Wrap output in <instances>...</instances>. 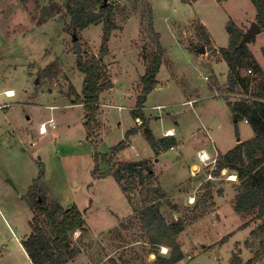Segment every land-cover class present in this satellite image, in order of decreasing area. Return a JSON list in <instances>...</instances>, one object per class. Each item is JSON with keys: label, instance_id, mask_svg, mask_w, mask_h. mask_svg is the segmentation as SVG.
<instances>
[{"label": "rangeland", "instance_id": "1", "mask_svg": "<svg viewBox=\"0 0 264 264\" xmlns=\"http://www.w3.org/2000/svg\"><path fill=\"white\" fill-rule=\"evenodd\" d=\"M94 1L0 0V103L11 104L10 111L0 109V264H32L21 250L25 234L31 233L32 218L23 197L37 177L40 163L47 184L48 179L62 180L63 166L68 170L71 181L66 189L75 196L78 206L83 205L81 208L88 206V192L94 196L95 202L84 215L87 234L71 233L72 247L82 255L76 258V264H100L110 253L108 261L154 264L156 254L161 252L159 247L144 243L140 186L122 192L121 187H130L127 181L120 185L113 176L106 175L109 177L94 183L91 176L96 154L98 174L110 170L112 164L101 156L125 139L131 129L136 132L116 160L147 165L155 185L159 179L161 187L169 191L168 196L164 193L178 209L174 211L161 201L159 211L168 223L185 221L178 236L185 257L178 264H230L236 258L240 264H248L249 260H253L251 264H264V248L251 235L261 221L253 220L248 222V229L241 228L247 218L233 211L240 182L229 176L235 172L223 169L224 173L215 177L211 172L214 166L203 165L197 157L202 149L211 156H222L234 148L237 138L240 143L253 136L245 120L235 123L228 107V103L246 99V93L240 88L226 91V63L210 66L216 61L211 43L205 47L206 54H198L204 40L198 17L209 24L216 44L221 46L228 35L225 25L229 16L233 21L243 20L255 11L250 0H231L226 6L214 0H199L192 7L181 0H106V6L114 9V29L103 57L112 88L99 96L100 130L94 134L101 138L90 142L82 108L69 106L74 101L70 88L81 92L83 82L73 43L77 40L82 53L97 56L102 23L88 26L77 36L65 27L70 23L66 5L74 7L81 2L92 7ZM54 3L58 9L52 6ZM106 6L103 0L102 6L92 8ZM157 44L162 46L157 84L146 95L140 119L134 115L137 98L142 94L140 79L157 53ZM257 44L264 45V34ZM258 46L253 51L264 66ZM52 63L59 66L58 76L42 79L40 73ZM4 90L16 91L18 96L4 99ZM191 97H196L195 101ZM49 118L57 124L55 129L60 135L56 140L51 131L42 137L37 134L39 124ZM144 127L155 138L173 128L181 144H174L173 138L174 149L156 155ZM32 142L35 145H30ZM155 156L159 159L153 164ZM46 192L50 203L59 202L50 190ZM189 198L194 199L193 204ZM117 218L125 228H113ZM46 224L43 226L49 229ZM246 241H253L254 246L245 245Z\"/></svg>", "mask_w": 264, "mask_h": 264}, {"label": "trees", "instance_id": "2", "mask_svg": "<svg viewBox=\"0 0 264 264\" xmlns=\"http://www.w3.org/2000/svg\"><path fill=\"white\" fill-rule=\"evenodd\" d=\"M181 1L189 4L195 0ZM250 2L255 9L256 23L264 30V0H250ZM102 3L103 0H95L92 5L100 4L102 6ZM52 6H56L58 9L56 3ZM92 7L81 2H78L74 7L66 5L70 23L65 27L67 32L77 36L88 26L102 23V37L97 56L82 53L77 40L73 43L76 67L83 75V82L80 94L73 87L70 88V92L74 96L73 103L82 105L84 127L88 136H90L89 132L96 133L100 130L97 121L99 96L103 91L112 88L103 57L107 53L110 35L114 29V9L111 6H106L93 10ZM44 20L42 19L40 22ZM225 28L229 37L228 46L219 49V54L228 68L226 91L232 93L240 88L246 93L244 95L250 96L241 101L228 103V107L235 123L245 120L254 135L252 138L238 143L226 154L218 156L213 172L215 177L223 169L235 172L237 181L240 183L236 188L233 211L242 218H247L241 228L247 227L248 222L253 220L261 221L256 229L251 231V235L253 240L258 242L259 247L264 248V73L248 48V45L253 42L252 38L244 40L243 32L232 20L226 23ZM200 30V35H203L204 40L209 43L208 38H205V28L200 26ZM156 37H158L157 34ZM161 54L162 46L157 44V53L152 55L150 64L140 79L142 94L137 98V109L134 111V115L140 119H142L140 110L146 101V95L157 84L156 76L161 66ZM262 54L264 56V48ZM247 70H251L252 74H247ZM59 72L58 64L52 63L40 73V77L53 80ZM146 128L144 127L145 135L150 139L149 142L156 155L160 151H167L175 144H172L174 142L172 137L155 139ZM135 132V129L126 132L125 139L111 147L109 153L101 156L107 164H112L109 171L98 174L96 161L99 156L96 154L91 176L102 178L111 175L120 185L121 182L127 181L130 187H121L123 192L140 186L142 195L140 223L141 230L144 232V243L152 247H167L170 250L167 256L156 254L154 264H177L185 257L183 248L178 241L179 234L185 228V221L178 219L172 223L166 222L159 211V206L160 202L164 201L174 211H177L178 207L168 201L163 189L158 184L155 185L154 176L147 165L144 167L134 161L116 160L117 154L128 147L130 143L128 139ZM145 162L144 164H146ZM43 178L44 171L40 164L37 177L23 197V201L32 213V218L29 221L31 233L22 241V246L32 264H68L67 262L78 253L72 247L71 233L79 231L81 235L87 234L84 213L79 211L75 205L64 209L57 201H54L53 204L50 203L46 196V191L49 192V188ZM133 179H137V182ZM207 196H210L209 193ZM44 222L47 223L46 226L49 229L43 226ZM120 227L125 228V225L121 224ZM252 242L246 241L245 245L254 246ZM252 262L253 260H249L248 264ZM240 263L238 258L230 260V264ZM108 264L130 263L128 261L118 263L117 259H110Z\"/></svg>", "mask_w": 264, "mask_h": 264}, {"label": "crops", "instance_id": "3", "mask_svg": "<svg viewBox=\"0 0 264 264\" xmlns=\"http://www.w3.org/2000/svg\"><path fill=\"white\" fill-rule=\"evenodd\" d=\"M216 3H222V4H224L225 6L226 5H228V3H229V1H231V0H214ZM199 2V0H195V1H193L192 3H189V6L190 7H192V6H196V4ZM183 3V2H182ZM184 5H188V3H184ZM255 10V9H254ZM227 15V14H226ZM229 15V14H228ZM228 15H227V17H228ZM230 17V20H232V18H231V16H229ZM198 19L201 21H198L199 22V24H200V26H202V27H204L205 28V38H208V40H209V43H207L205 40H203L204 39V37H203V35H200V37L202 38V40H203V42H202V45L204 46V48L205 47H207L206 45L207 44H210L211 43V45L210 46H212V48H211V51H212V53L214 54V58L216 59V61H214V63H211L210 64V66L212 65V64H217V63H220V62H224L222 59H221V57H220V54H219V49H221V48H226L227 46H228V35H227V37H226V40L224 41V43L220 46V45H217L216 44V42H215V37H214V35H213V33L210 31V26H209V24L202 18V17H198ZM233 21V20H232ZM235 24H236V26L243 32V34H245V33H247L248 31H250V30H252L253 29V27H254V25H257V23H256V21H255V11L253 12V14L250 12L249 14H247V16L245 17V18H243V20H234L233 21ZM259 27V26H258ZM262 34H264V30H262L260 27H259V30L257 31V32H255L250 38H252V43L251 44H249L248 45V48H249V50L251 51V53L253 54V56H254V58H255V60L257 61V63H259V65L263 68V71H264V66L258 61V59H256V57H255V54H254V47L257 45H259L258 47H259V50H260V52L262 51V49L264 48V45L262 46V44L260 45V44H257V41H258V37L260 36V35H262ZM205 41V42H204ZM208 51H206V49H205V54L207 53ZM262 53V52H261ZM193 54V53H192ZM198 54L200 55V53L198 52ZM194 55V54H193ZM262 58H263V60H264V56H263V54H262ZM225 63V62H224ZM227 66V65H226ZM227 68V67H226ZM226 76H227V73H226ZM205 79V78H204ZM218 79V78H217ZM81 89H82V86H81ZM78 94L80 93V92H77ZM18 96V92H16L15 91V97H17ZM14 97V98H15ZM195 98L196 97H191V100H194L195 101ZM4 99H7V98H4ZM11 99V98H10ZM13 99V98H12ZM71 102H73V101H71ZM19 103V101H15V104H18ZM196 103V105L195 106H197V104H198V102H195ZM9 105L11 106V104L9 103ZM10 106L8 107V108H6L7 110H9L10 111ZM69 106H71V107H81L82 108V105H80V104H74V103H72L71 105H69ZM5 110V109H4ZM82 111H83V115H84V110H83V108H82ZM244 123V122H243ZM245 124H247V123H245ZM83 125H84V117H83ZM56 127H57V124H56ZM251 128V127H250ZM57 129V128H56ZM56 129H48V134H50L49 133V131H51V136L53 137V139L54 140H56V139H58L59 138V133H57L56 132ZM53 130H55V131H53ZM86 130V129H85ZM169 130H171L172 132H173V134L172 135H168V132L167 131H169ZM151 131V130H150ZM37 134H38V129H37ZM47 134V135H48ZM176 134H177V131L175 130V129H173V128H168V129H166L165 131H164V133L160 136V137H158V138H155L154 137V135H153V133H152V131H151V135L155 138V139H160V138H162V137H172V138H174L175 139V144L177 145H180L181 143H180V141H178V139H176ZM254 135V134H253ZM39 136V135H38ZM45 136V135H44ZM39 137H42V136H39ZM253 137V136H252ZM241 141V140H240ZM243 142V141H242ZM209 143V142H208ZM238 144V142H237V139H236V142H235V145H234V147L236 146ZM211 145V144H210ZM160 155V154H159ZM150 158V157H149ZM148 159V158H147ZM158 159H159V157H157V156H155L154 158H153V164H156L157 162H158ZM121 161V160H120ZM41 164V163H40ZM63 164V163H62ZM197 165H192V168H194V167H196ZM155 167V166H154ZM153 167V168H154ZM45 171H46V169H45ZM109 176H106V177H102V178H93L94 179V183L96 182V181H99V180H101V179H105V178H108ZM46 178V177H45ZM71 180L69 179V172H68V170H65V168H64V166H63V178H62V180L61 181H51V180H49L48 179V184H47V186L49 187V190H50V193L52 194V196L57 200H59V204H60V206H62L64 209H67V208H69L70 206H72V205H75L78 209H79V211H81V212H83L84 213V215H85V213H86V210L88 211L90 208H91V206H92V203L93 202H95V199H94V196L90 193V192H88L87 194H88V197H89V203H88V206L86 207L85 206V208H81V207H83V205L82 206H78V204L75 202L76 201V199H75V196H71V191H69V190H67L66 189V186H67V184L70 182ZM157 182H158V185L161 187V185H160V182H159V179L157 180ZM73 183H75V185H78V183L75 181V182H73ZM72 183V184H73ZM54 185V186H53ZM119 187V186H118ZM54 188V189H53ZM162 188V187H161ZM163 189V188H162ZM163 191L165 192V193H167V196L170 194L169 193V191H165L164 189H163ZM70 192V193H69ZM123 192V191H122ZM123 194V193H122ZM72 198H71V197ZM168 198V197H167ZM168 200H169V198H168ZM75 203V204H74ZM172 204H175L176 205V203H173L172 202ZM132 213V211L130 212V213H127V214H131ZM235 213V212H234ZM127 214H125V216L127 215ZM125 216H121V218H124ZM121 225V223L119 222V220H118V218H117V221H116V225L113 227V228H118L119 226ZM248 227V226H247ZM247 227H245L246 229H248ZM245 229V230H246ZM111 230V229H110ZM109 231V230H108ZM29 235V233H27V234H25V236H24V238H26L27 236ZM87 236H91V234H89V235H87ZM19 247L20 248H22L21 247V245L19 244ZM23 252H24V254L26 255V257H28L27 256V254H26V252L24 251V249H21ZM75 250H77L78 251V253H77V255L75 256V257H73L71 260H69L67 263H70L71 261H73V263L74 264H76V258H78L79 256H82L81 255V253H80V251L78 250V249H75ZM183 250H184V248H183ZM105 251H107V250H105ZM111 256H112V253H110L109 255H107L106 257L104 256V259L102 260V261H100V264H102V263H105V262H107L108 261V259L109 258H111ZM29 259V258H28ZM29 261H30V259H29ZM31 262V261H30ZM73 263H71V264H73ZM179 263V262H178ZM177 263V264H178ZM242 264H245L244 263V261L242 262ZM247 264V263H246Z\"/></svg>", "mask_w": 264, "mask_h": 264}, {"label": "built area", "instance_id": "4", "mask_svg": "<svg viewBox=\"0 0 264 264\" xmlns=\"http://www.w3.org/2000/svg\"><path fill=\"white\" fill-rule=\"evenodd\" d=\"M247 74H252L251 70H247ZM205 79L207 80L208 77H205ZM15 95V92L13 90H4L2 92V96L4 98H13ZM250 96L245 95V98H249ZM10 105L9 103L5 102V103H0V109H6L8 108ZM49 108H54L53 106H49ZM138 123L141 124V121L139 119ZM56 128V122L53 118H49L48 120H46L45 122H42L39 124L38 126V134L41 136H44L45 134L48 133V129H55ZM168 132V131H167ZM90 136H89V140L90 142H97L101 136L96 137V135L93 132H89ZM30 145H35L34 142L30 143ZM171 150L174 149V147L170 148ZM197 157L198 160L203 164V165H211L214 166V169L211 170V172H213L216 168V164H217V155L211 156L209 155L205 150H199L197 152ZM222 172V171H221ZM223 174V172H222ZM229 178H234L232 179L233 181H235L237 179L236 175H230ZM189 203L193 204L194 203V199L193 198H189ZM160 252L162 255L166 256L169 254L170 250L167 247H160Z\"/></svg>", "mask_w": 264, "mask_h": 264}, {"label": "water", "instance_id": "5", "mask_svg": "<svg viewBox=\"0 0 264 264\" xmlns=\"http://www.w3.org/2000/svg\"><path fill=\"white\" fill-rule=\"evenodd\" d=\"M107 1L104 0V6H106ZM259 30L258 25H254L253 29L248 31L247 33L243 34V39L247 40L249 39L255 32H257ZM73 39L75 40V36L73 37ZM199 53H204L205 52V48L203 46H201L198 50ZM237 140H239V138H237ZM224 173V172H223Z\"/></svg>", "mask_w": 264, "mask_h": 264}, {"label": "bare ground", "instance_id": "6", "mask_svg": "<svg viewBox=\"0 0 264 264\" xmlns=\"http://www.w3.org/2000/svg\"><path fill=\"white\" fill-rule=\"evenodd\" d=\"M173 134V132L171 131V130H169L168 131V135H172ZM232 179H234V178H230V180H232ZM54 186V185H53ZM54 189V188H53Z\"/></svg>", "mask_w": 264, "mask_h": 264}]
</instances>
